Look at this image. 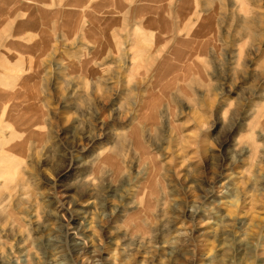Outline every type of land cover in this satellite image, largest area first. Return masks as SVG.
I'll return each instance as SVG.
<instances>
[{"label": "rangeland", "instance_id": "374dc122", "mask_svg": "<svg viewBox=\"0 0 264 264\" xmlns=\"http://www.w3.org/2000/svg\"><path fill=\"white\" fill-rule=\"evenodd\" d=\"M263 253L264 0H0V264Z\"/></svg>", "mask_w": 264, "mask_h": 264}, {"label": "bare ground", "instance_id": "6f19581e", "mask_svg": "<svg viewBox=\"0 0 264 264\" xmlns=\"http://www.w3.org/2000/svg\"><path fill=\"white\" fill-rule=\"evenodd\" d=\"M9 71H12V70H11V69H9ZM9 71H8V72H9ZM1 78H2V77H1ZM240 245H241V244H240ZM263 254H264V253H263ZM263 254H262V255H263ZM261 258H262V257H261ZM262 261H263V260H261V263H262ZM263 263H264V262H263ZM205 264H210V263H209V262H207V263H205Z\"/></svg>", "mask_w": 264, "mask_h": 264}]
</instances>
